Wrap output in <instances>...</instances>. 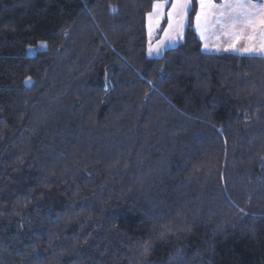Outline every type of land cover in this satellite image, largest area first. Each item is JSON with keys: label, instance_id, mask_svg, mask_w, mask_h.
<instances>
[{"label": "trees", "instance_id": "obj_1", "mask_svg": "<svg viewBox=\"0 0 264 264\" xmlns=\"http://www.w3.org/2000/svg\"><path fill=\"white\" fill-rule=\"evenodd\" d=\"M152 3L0 0V264H264V58Z\"/></svg>", "mask_w": 264, "mask_h": 264}, {"label": "snow or ice", "instance_id": "obj_2", "mask_svg": "<svg viewBox=\"0 0 264 264\" xmlns=\"http://www.w3.org/2000/svg\"><path fill=\"white\" fill-rule=\"evenodd\" d=\"M197 6H193V0H153L152 10L146 13L149 36L166 16L168 24L164 35L167 41L175 43L182 38L185 25L191 26L189 12H192L202 40L214 36L219 46L221 39L227 38V46L218 50L264 58V0H197ZM164 44L165 41H160L155 48L150 44L149 55H159ZM30 82L31 77H28L26 83ZM149 248V244L143 245L145 254Z\"/></svg>", "mask_w": 264, "mask_h": 264}, {"label": "rangeland", "instance_id": "obj_3", "mask_svg": "<svg viewBox=\"0 0 264 264\" xmlns=\"http://www.w3.org/2000/svg\"><path fill=\"white\" fill-rule=\"evenodd\" d=\"M217 2H219V0H217ZM193 6L194 7H198L197 6V0H193ZM167 11H168V8L166 7L165 8V12H167ZM193 17H194V13L189 12V24L191 25V28L197 33L199 39L201 40V45H202L203 51H205V52H213V53H228V52H230V51L218 50V47H219V49H223L224 47L227 46V44H226L227 38H222L221 41H220L219 46L217 45L216 38L214 36H210L206 40H202L201 36H200V33L195 28ZM167 24H168L167 17L165 16V18L161 20L158 28H154L153 29L152 35L150 37L149 36V25H148V20H147V16H146L147 54L149 55L150 44H151L152 48H155L160 43V41H165V44L162 47V50H161L160 54L156 55L155 53H153L152 55H149L150 57H156V56L164 55L170 48H174L175 46L179 45V43L182 42L185 39L186 32H187V29L189 27L188 25H185V27L182 30L183 31L182 38L177 40L175 43L167 41V39H166V37L164 35V30L167 29ZM171 35L174 37L175 33H171ZM38 44L34 45V46H30L28 48L29 53H31V54L34 53L36 51V49H37V46L40 47L41 44L45 45V42L41 41ZM205 44H207V48H205ZM234 53H237V52H234Z\"/></svg>", "mask_w": 264, "mask_h": 264}]
</instances>
